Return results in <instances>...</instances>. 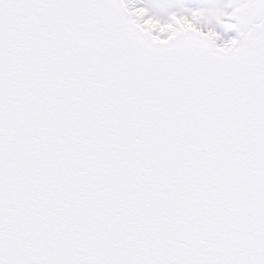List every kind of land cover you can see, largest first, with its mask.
Returning a JSON list of instances; mask_svg holds the SVG:
<instances>
[{
  "label": "snow or ice",
  "instance_id": "6c2138e0",
  "mask_svg": "<svg viewBox=\"0 0 264 264\" xmlns=\"http://www.w3.org/2000/svg\"><path fill=\"white\" fill-rule=\"evenodd\" d=\"M0 264H264V0H0Z\"/></svg>",
  "mask_w": 264,
  "mask_h": 264
}]
</instances>
